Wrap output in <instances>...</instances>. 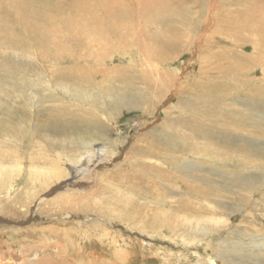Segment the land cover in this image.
I'll return each mask as SVG.
<instances>
[{
	"label": "rangeland",
	"instance_id": "1",
	"mask_svg": "<svg viewBox=\"0 0 264 264\" xmlns=\"http://www.w3.org/2000/svg\"><path fill=\"white\" fill-rule=\"evenodd\" d=\"M76 1L0 0V118L6 122L4 134L21 132L24 149L30 143L26 131L34 127L48 135L46 145L61 140L66 145L79 137L93 141L87 147L96 152L90 166L74 163L84 149L73 144L70 161L57 147L47 152L63 177L41 199L58 197V206L66 204L59 212L91 217L77 235L59 242L67 251L61 257L54 245L61 237L41 238V231L28 226L41 216L8 223L14 225L11 230L0 226V264H29L43 257L46 264H264V0H153L165 13L157 22L156 16L143 22L149 13L144 0H111L120 5L118 14L132 16L137 32L133 43L123 39L126 44L114 48L103 41L117 38V23L104 6L96 5L101 21L83 26L72 23L80 16ZM167 40L170 47L159 46ZM144 45L149 51L156 45L162 49L154 50L153 63L145 60ZM99 46L107 53L96 51V60L90 50ZM239 53L253 60L237 63ZM80 74V80L94 77L101 85L82 84L93 94L90 100L79 101L64 90L72 84L67 80ZM13 119L20 129L10 126ZM203 189L212 197L197 194ZM95 199L101 211L80 209ZM157 201L164 210L155 208ZM178 211L191 215L184 222ZM159 214L177 216L176 225Z\"/></svg>",
	"mask_w": 264,
	"mask_h": 264
},
{
	"label": "bare ground",
	"instance_id": "2",
	"mask_svg": "<svg viewBox=\"0 0 264 264\" xmlns=\"http://www.w3.org/2000/svg\"><path fill=\"white\" fill-rule=\"evenodd\" d=\"M91 1V0H90ZM96 1V0H95ZM114 1V0H113ZM21 2V1H20ZM161 2V1H160ZM164 2V1H163ZM19 3V2H18ZM22 3V2H21ZM20 3V4H21ZM120 3V2H119ZM20 4H18V7L20 6ZM23 4V3H22ZM21 4V5H22ZM76 4V9L78 10L80 16H74L72 17V23L73 24H82L83 26H92L94 25V22L96 21H101L102 20V15L101 13L97 10H99L96 5L97 4H101V6H104L103 8V11L106 13V15L110 16L111 17V21H114L117 23V27H114L113 30H114V36H117L116 39H109V40H103L105 41L106 45L108 44V46L110 47H116V45H118L119 47L122 46L120 45L121 43H124V41H122L123 39H129L130 41H132L133 43V39L132 37L134 38V32H136L135 27H134V23H133V19H131L130 15H128L126 12L124 13H117L118 9H120V5L118 4V2H112L111 0H97L96 3L93 5L92 3H88V0H78L75 2ZM16 5V4H15ZM24 5V4H23ZM23 5L21 6L23 8ZM143 9L145 8L146 12L148 14H146V17L145 18V21L143 22H152L153 20V17H157V21L159 16H163L165 15V13L163 11L160 10V8L156 5H154V2L153 0H144L143 1ZM99 7V5H97ZM21 7H19V13L20 11L22 12V10H25L24 8L22 9ZM15 8V6H14ZM14 8H12L14 10ZM17 8V6H16ZM118 8V9H117ZM22 9V10H20ZM159 10H160V13H159ZM16 13L18 12V9L15 10ZM100 11V10H99ZM121 11V10H120ZM144 11V10H143ZM144 12V13H146ZM15 13V14H16ZM19 13L17 14V17L19 15ZM143 13V14H144ZM24 14V11L23 13ZM20 14V16L22 15ZM19 16V17H20ZM130 16V17H129ZM135 16V15H134ZM144 16V15H143ZM18 17V18H19ZM24 17V16H23ZM99 17V18H98ZM136 17V16H135ZM134 17V18H135ZM142 17V16H141ZM21 18V17H20ZM97 18V19H96ZM144 18V17H142ZM96 19V20H95ZM183 19V18H182ZM23 20V18H22ZM144 20V19H143ZM163 20V19H162ZM166 20V19H165ZM33 21V20H31ZM178 21V20H177ZM24 22V21H22ZM170 22V21H169ZM168 22V23H169ZM179 23V22H178ZM23 26H26V21L24 24H22ZM264 27L263 24H260ZM168 29V28H167ZM171 29V28H170ZM218 29V28H217ZM139 30V29H137ZM187 30V29H186ZM141 31V30H139ZM148 30L144 31L146 34L149 33L147 32ZM218 31V30H217ZM255 31H257V33L260 35L261 32L258 30V29H255ZM88 32H91V28L88 27ZM100 32H103V29L102 27L99 28V33ZM171 32V31H170ZM137 33V32H136ZM140 34H143V32H141ZM170 34V33H169ZM173 34V32H172ZM171 34V35H172ZM183 34V33H182ZM203 34V33H202ZM210 34V33H209ZM150 35V33L148 34V36ZM165 35V34H164ZM189 35V33H188ZM138 36H141V35H138ZM177 37V36H176ZM175 37V38H176ZM142 38V37H140ZM169 38V36H168ZM194 38V37H193ZM136 39V38H135ZM148 39V38H147ZM146 39V40H147ZM165 39V38H164ZM167 39V38H166ZM174 40V38H171ZM212 39V38H211ZM143 40V39H142ZM170 40V39H169ZM177 40V39H176ZM179 40V39H178ZM148 41V40H147ZM152 41V40H151ZM144 43V41H142ZM150 42V41H148ZM178 42V41H176ZM210 42V41H209ZM151 43V42H150ZM126 44V43H124ZM149 44V43H148ZM131 45V44H130ZM158 45V44H157ZM156 45V47H157ZM124 46V45H123ZM148 46V45H147ZM160 47H163L164 49L165 48H168L170 47V43L167 41H164V42H161L159 44ZM159 46L156 48V47H153L155 49H157L156 51H158V48ZM145 48V45L143 46ZM255 47V46H254ZM258 48V47H257ZM90 50V48H88ZM143 49V48H142ZM146 49V48H145ZM154 49V50H155ZM160 50H162L161 48H159ZM253 49V48H252ZM261 49V53L263 52V49ZM105 49L103 46H99L98 49H96L95 51L94 50H90V53H91V56L93 55L96 60H100L99 59V56L100 54H98V52H103ZM147 50V49H146ZM151 51L147 50V51H144V53L147 57V59L145 58L146 61L148 62H151L149 61V58H152L153 60L156 59L155 57L158 55H156V52L150 48ZM96 51H98L96 53ZM106 51V50H105ZM104 51V52H105ZM118 51V50H117ZM256 51V50H255ZM159 52V51H158ZM257 52V51H256ZM107 53V51H106ZM164 52H162L163 54ZM260 53V52H259ZM105 54V53H103ZM102 54V55H103ZM107 56V54H105ZM164 55V54H163ZM163 55L161 56V58L163 57ZM177 55V54H176ZM213 55V54H212ZM165 56V55H164ZM105 58V57H104ZM160 58V57H159ZM246 59H249L250 61L253 60L252 56H247L243 53H239L238 56H237V63L241 61L244 62V60ZM144 59V58H143ZM163 59V58H162ZM95 60V61H96ZM215 60V59H214ZM103 62V60H101ZM145 61V62H146ZM159 61H161L159 59ZM165 61V60H164ZM247 61V60H246ZM144 62V63H145ZM153 63V62H151ZM248 63V62H247ZM206 65V64H205ZM249 65V64H248ZM251 65V64H250ZM262 65V64H261ZM202 66V65H201ZM216 66V65H215ZM244 67V66H243ZM242 67V68H243ZM90 68V66H89ZM204 68V67H203ZM239 68H241L239 66ZM242 68L240 70H242ZM247 68V67H245ZM249 68V67H248ZM85 69V68H84ZM238 69V68H237ZM71 70V69H70ZM69 70V71H70ZM74 70V69H73ZM79 70V69H78ZM264 71V68L262 69ZM98 71V70H96ZM105 71V70H104ZM156 71V70H155ZM77 72V71H76ZM100 72V71H99ZM102 72V71H101ZM109 72V71H108ZM158 72V71H157ZM82 73V72H81ZM90 73V72H87V74ZM103 73V72H102ZM83 74V73H82ZM85 75V74H84ZM91 75V74H90ZM89 74L87 76H90ZM81 74L78 75L76 78H74V80L72 79H69L67 81H69L70 83L72 84H69L68 85V82H67V86H64V90H66L67 92L70 93V91H73V96L78 99L79 101H86V100H90L92 97H93V94L90 95L88 90H86L85 88H83L84 86L83 85H89V86H97V85H100L99 82L95 81L94 77H89L88 80H80L81 78ZM161 76V75H160ZM167 76V75H166ZM74 76H71L70 78H73ZM157 77V76H156ZM165 77V76H164ZM66 78V77H65ZM84 78V77H83ZM162 78V77H161ZM84 79H87V78H84ZM159 79V78H158ZM158 81V80H156ZM160 83V82H159ZM66 84V82H65ZM83 84V85H82ZM161 84L163 85L162 81H161ZM158 85V84H157ZM162 85L160 87H162ZM101 86V85H100ZM104 86V85H103ZM110 86V85H109ZM167 86V85H166ZM86 87V86H85ZM108 88V87H107ZM116 88V87H115ZM132 88V87H131ZM107 90V89H105ZM120 90V89H119ZM133 90V89H132ZM110 91V90H109ZM130 91V90H129ZM111 92V91H110ZM134 95V92L132 93ZM117 95V94H115ZM114 95V96H115ZM217 95V94H216ZM214 94L213 97L216 96ZM114 96H111V97H114ZM221 98V97H220ZM218 101L222 102V103H225L226 101V98H221ZM136 99L137 98H133L131 99V103H133V101L136 102ZM217 100V99H215ZM115 104V103H114ZM114 106V105H113ZM98 109V108H97ZM109 109V108H108ZM109 111V110H108ZM110 118V117H109ZM112 118V117H111ZM108 119V118H107ZM260 116L256 118V123H255V126L258 128L256 129V134H260V130H259V127H260ZM14 119L12 120L10 126L11 127H14V128H17V129H20V126H19V122L17 120V122H13ZM76 124H74V122H71L70 123V127L71 128H74ZM5 126H6V122L3 118H0V226H2L1 228H11L13 229L14 228V225H7L8 223L10 224L11 222H19L22 223L23 221H25L27 218H30L29 220H31L32 218L34 217H37V216H41V221H36V220H33L31 223H29V227H32L34 230H38V231H41L40 232V237L41 238H46V239H52V237H61V239L63 240H58V241H55L54 242V245L56 247V249L58 250V253L56 254L57 256H66V250L65 248H63L62 246L59 245V242L62 243V241H65L67 240L68 242V239H69V236L72 234V232H78L80 230H82V226L85 225L86 223L88 224L89 221H88V218L91 217V216H84V215H81L79 214L78 212H59V210H61V208L63 207V209L65 208V205L66 204H62V206H58V204H56L57 202H60L58 201V197H49L48 199H46L45 201L41 202V199L45 196L48 195L49 192L51 191H48L50 190L49 189V186L50 184L52 183H55V184H58L59 185V181L61 180L60 177L63 175L61 174L62 173V168L57 167L56 163H53L52 161V158H49L48 157V154L47 153L48 151L51 152L53 147H57L59 150H60V153H58L59 155H62V157L66 156L67 159L70 161V159L68 158V151H69V146H71L72 144L73 145H76L78 147H80V149H84L82 150V152L78 155H76V159H75V164L77 166H81V165H89L90 162L94 161V157L96 155V152L94 149H90L88 150L87 147L91 146V144L93 143L92 140H89V139H86V138H77L75 140L71 139L66 145H64V142L63 140L60 141L59 144H44L46 143L47 139H48V135L47 134H40V132L37 130L36 127H34L35 129H31L29 130L28 132L26 131V134L28 133V139L30 141V143H27V146H26V149H24V144L22 143V141H25V138L23 137L21 140H20V135H21V132L17 133V134H13V135H6L4 134L5 132ZM84 130L85 132H89V124L86 123L84 124ZM97 134L98 136H102L103 135V130L102 129H98L97 131ZM21 144V146H20ZM178 145V144H177ZM182 145V144H181ZM172 149L174 150L175 147L174 146H171ZM177 147V146H176ZM100 149V148H99ZM157 150L160 152V148H157ZM171 150V151H173ZM176 150V149H175ZM180 150L181 151H184V149L181 148L180 146ZM179 151V150H178ZM164 152V151H163ZM174 152V151H173ZM25 153V154H24ZM24 155V157H21V155ZM51 154V153H50ZM57 154V155H58ZM98 156V155H97ZM263 156H264V151H263ZM61 157V156H60ZM58 158V157H57ZM56 158V159H57ZM94 158V159H93ZM55 159V158H54ZM74 159V158H73ZM72 159V160H73ZM97 159V158H96ZM71 160V161H72ZM66 161V160H65ZM98 161V160H97ZM55 162V161H54ZM61 162V161H60ZM67 162V161H66ZM95 162V161H94ZM93 162V163H94ZM58 163V161H57ZM64 163V162H63ZM56 164V165H54ZM60 164V163H59ZM71 165V163H70ZM96 165V164H95ZM150 165V164H149ZM63 166V165H62ZM93 166V165H91ZM154 166V165H153ZM72 168V166H69ZM135 167V166H134ZM183 165H178L176 168H177V171L178 173L181 171ZM65 168V167H64ZM85 168V167H84ZM154 168V167H153ZM66 169V168H65ZM81 168H76V170H79ZM146 169H149L150 168H146ZM82 170V169H81ZM90 169L88 168V170H86L85 172H88ZM137 170V169H135ZM68 171V170H67ZM139 171V170H138ZM170 171V170H169ZM69 172V171H68ZM84 171H82L81 175L84 173ZM89 173V172H88ZM92 173V172H90ZM137 173V172H136ZM139 173V172H138ZM171 173V172H170ZM169 173V174H170ZM135 174V173H134ZM73 175V174H72ZM75 175V174H74ZM148 175V174H147ZM168 176V174H166ZM89 176V175H88ZM87 176V177H88ZM134 176V175H133ZM170 176V175H169ZM63 177V176H62ZM77 177V176H76ZM85 177H86V174H85ZM137 177V176H136ZM245 177V176H244ZM247 177V180L250 182V176H246ZM65 179V178H64ZM132 179V178H131ZM134 180V179H133ZM132 182H135V181H132ZM108 184V182H107ZM132 184V183H131ZM65 185V184H64ZM104 185H106V182L104 183ZM113 184H110L108 186H112ZM119 185V184H118ZM54 186V185H53ZM52 186V187H53ZM134 186V184H133ZM107 187V186H104V188ZM109 188V189H110ZM63 189V188H62ZM108 189V188H107ZM113 189V188H112ZM65 190V189H64ZM72 190V189H71ZM128 190V189H127ZM13 191V194H11ZM47 191V192H46ZM63 190H60L59 192H61ZM209 189H203V190H200L197 192V194H201V196H203V198L205 199L207 195H209ZM40 192H42L41 194H43L44 192H46V194L44 195H41L39 194ZM64 192H68V187L66 188V190ZM131 192V191H130ZM212 191H210L211 193ZM127 194V193H126ZM57 195V194H56ZM59 195V194H58ZM57 195V196H58ZM61 195V194H60ZM86 195V194H85ZM114 195V194H113ZM53 196V195H52ZM62 196V195H61ZM79 196V195H78ZM84 196V195H83ZM88 196V195H87ZM157 197H159L158 195H155ZM210 196V195H209ZM86 197V196H85ZM126 197V196H125ZM212 197V196H210ZM46 198V197H45ZM80 198V197H79ZM84 198V197H83ZM87 198V197H86ZM97 198V197H96ZM131 198V197H130ZM208 198V197H207ZM206 198V199H207ZM76 199V198H75ZM89 199V197H88ZM87 199V201H88ZM127 199V198H126ZM129 199V198H128ZM214 199V198H213ZM43 200V199H42ZM60 200V199H59ZM62 200V199H61ZM77 200V199H76ZM160 200V199H159ZM158 200V201H159ZM211 200V199H209ZM79 201V200H78ZM86 201V202H87ZM128 201V200H127ZM156 202V209L158 210H164V204H162V202ZM68 202V201H67ZM198 202V201H197ZM218 202V201H217ZM88 203V202H87ZM207 203V202H206ZM80 204V203H79ZM221 204V202H220ZM86 204H83V207L82 205H80L79 207H82L80 208L81 210L83 211H89L87 208L90 207L91 208V211H101L102 210V206L100 204V201H95L92 202V203H88L86 206ZM31 206V207H30ZM210 206V205H209ZM7 207H11L13 209V212L10 213L6 210ZM67 207V206H66ZM221 207V206H220ZM19 208H22V210H20ZM94 208H96L97 210H95ZM94 209V210H93ZM174 212H176V209H174ZM81 213V212H80ZM177 216L182 215L179 211L177 212ZM95 214V213H94ZM103 214V213H102ZM184 214L187 216H183L184 219V222L187 220L186 218L190 217L191 214H186L184 212ZM100 215V214H99ZM114 215V214H113ZM60 217L61 218V221H60V218H57V217ZM106 216V215H104ZM160 219H162L163 221L165 220V222H167L166 220H172L175 224V220L178 218L177 216L174 217V219H172L171 217H168L167 215H162V214H159L158 215ZM94 217V216H93ZM112 217V216H111ZM119 217V216H118ZM133 217V216H132ZM137 217V216H136ZM143 217V216H142ZM177 217V218H176ZM195 217V216H193ZM100 218V217H99ZM135 218V217H134ZM218 218V217H217ZM97 219V218H96ZM95 219V220H96ZM111 219V218H110ZM93 220V219H92ZM94 220V221H95ZM158 220V219H157ZM191 220V219H190ZM114 221V220H113ZM157 222L156 219H153L152 222ZM177 221V220H176ZM215 221V220H214ZM218 221V220H217ZM40 223V225L43 227V228H40V225L39 228H34V224L35 223ZM45 222L49 223V224H44ZM93 222V221H92ZM98 222V221H96ZM194 222L195 224L198 223L199 221H192ZM146 223V222H145ZM182 223V222H181ZM190 223V222H189ZM201 223H204V222H201ZM200 223V224H201ZM211 223V222H210ZM96 224V223H95ZM94 224V225H95ZM101 224V223H100ZM159 223H157L158 225ZM162 226H163V222H161ZM183 224V223H182ZM217 224V223H216ZM216 224H213L216 225ZM7 225V226H6ZM167 225V224H166ZM164 225V226H166ZM171 225V224H170ZM176 225V224H175ZM197 225V224H196ZM199 225V224H198ZM18 226V225H17ZM17 230L18 228L22 229L23 227H17ZM97 226H100V225H97ZM102 226V225H101ZM159 226V225H158ZM161 226V225H160ZM27 227V226H26ZM89 227V225L87 226ZM96 227V226H95ZM129 227V226H128ZM206 227V226H205ZM9 228V229H10ZM15 228V229H16ZM47 228V229H45ZM85 228V227H84ZM92 228H93V225H92ZM157 228V227H156ZM10 229V230H11ZM31 229V228H30ZM96 229V228H95ZM207 229V228H206ZM32 230V229H31ZM85 230V229H84ZM93 230V229H92ZM104 230V229H103ZM157 230V229H156ZM205 230V229H204ZM87 231V230H86ZM98 231V229H97ZM105 231V230H104ZM158 231V230H157ZM194 231V230H193ZM83 232V231H82ZM19 233V231H18ZM90 233V232H89ZM97 233V232H96ZM102 233V232H101ZM108 233V231L106 232ZM105 233V234H106ZM202 233V232H201ZM100 234V233H99ZM77 235V234H76ZM80 235V234H79ZM92 236V234H90ZM102 235V234H101ZM109 235V234H108ZM73 237V236H72ZM102 237V236H101ZM105 237V236H104ZM111 237V236H110ZM114 237V236H113ZM40 238V239H41ZM107 238V237H105ZM84 239H86L84 237ZM103 239V238H102ZM115 239V238H113ZM112 240V239H111ZM116 240V239H115ZM71 241V240H70ZM86 241V240H85ZM110 241V240H109ZM10 242V241H9ZM99 242V241H98ZM43 243V242H42ZM72 243V242H71ZM81 243V242H80ZM86 243V242H85ZM102 243V242H101ZM114 243V242H112ZM39 244V243H38ZM63 244V243H62ZM111 244V243H110ZM43 245V244H42ZM41 245V246H42ZM65 245V244H64ZM67 245V244H66ZM87 245V244H86ZM100 245V244H99ZM117 245V244H115ZM40 246V245H39ZM73 246V245H72ZM49 247V246H48ZM100 247H102L100 245ZM112 247V246H111ZM37 248V249H36ZM35 248V255H37V251L39 249V247H36ZM41 249V248H40ZM43 249V248H42ZM41 249V250H42ZM67 249V248H66ZM80 249V247L78 246L77 250ZM110 249V248H109ZM113 249V248H112ZM119 249V248H118ZM126 249V248H125ZM89 250V249H88ZM115 250V249H114ZM122 250V249H121ZM131 250V249H130ZM64 251H66L64 253ZM81 251V250H80ZM2 252V251H1ZM57 252V251H56ZM64 253V254H63ZM90 253V252H89ZM116 253V252H114ZM123 253V252H122ZM63 254V255H62ZM86 254V253H85ZM34 255V256H35ZM1 256V255H0ZM88 257H90L88 255ZM115 257V256H114ZM113 257V258H114ZM16 259V258H15ZM65 260V259H64ZM90 260V259H89ZM53 261V260H52ZM47 261L45 260V258L43 257L42 259H40L38 262H30L29 264H46ZM90 263V262H89ZM102 263V262H101ZM50 264V263H49ZM54 264V263H53ZM67 264H71V263H67Z\"/></svg>",
	"mask_w": 264,
	"mask_h": 264
}]
</instances>
